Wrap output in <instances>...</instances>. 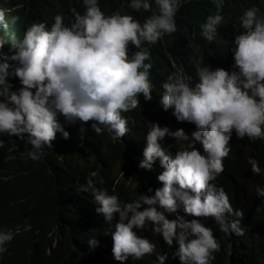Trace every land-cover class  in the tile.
I'll use <instances>...</instances> for the list:
<instances>
[{
  "label": "clouds",
  "instance_id": "clouds-1",
  "mask_svg": "<svg viewBox=\"0 0 264 264\" xmlns=\"http://www.w3.org/2000/svg\"><path fill=\"white\" fill-rule=\"evenodd\" d=\"M187 2L124 0L121 7L151 12L141 23L82 0V14H57L50 27L33 22L19 38L10 27L20 17L0 3V149L37 161L69 137L71 124L83 139L111 134L121 152L64 166L85 202L66 190L71 207L61 224L113 263L236 264L221 238L242 236L240 220L248 225L227 189L244 185L264 212V13L244 9L242 31L221 48L214 43L224 0H212L216 11L199 26L206 44L183 38L162 60L153 45L177 31ZM145 103L163 117L146 119L138 144L125 138ZM9 172L1 156L0 186ZM25 208L0 200V264H60L51 250L44 259L36 250ZM85 221L96 227L86 232Z\"/></svg>",
  "mask_w": 264,
  "mask_h": 264
},
{
  "label": "trees",
  "instance_id": "trees-1",
  "mask_svg": "<svg viewBox=\"0 0 264 264\" xmlns=\"http://www.w3.org/2000/svg\"><path fill=\"white\" fill-rule=\"evenodd\" d=\"M122 2L124 0H99V5L106 15H111L112 12L119 10L121 14L132 15L141 23L151 14L150 11H133L126 4L121 7ZM0 3L7 7L14 6L10 16L18 15L20 17V20L10 27V33L15 32L17 38L21 37L27 26L33 22L42 21L50 27L53 23L52 18L57 14H62L70 19L76 12L82 14L84 11L82 0H0ZM254 5L264 13V0H224L221 8L224 19L218 27L220 36L214 44L221 48L229 45L235 30L242 31L239 24L240 15L244 9ZM215 11L216 8L212 0H188L176 14L177 31L165 35L154 44V51L159 52L162 60H168L170 54L175 53L183 38L188 42L206 44L200 39L199 26L205 22L208 15L214 14ZM24 18L25 20H23ZM65 22L67 23V19ZM10 33H3L7 41H10ZM171 37L173 38L169 40ZM181 51L186 54L188 49L182 48ZM192 55L194 54L191 53V60H194ZM212 64L218 65V62L213 61ZM169 75V71L165 72V78ZM162 80L158 79L156 83L159 85ZM150 115L162 118V109H159L155 103L143 104L131 116L133 129H130L125 139H134L140 144L139 140L146 126V119ZM156 122L160 124L161 121L157 120ZM75 127L74 124L70 125L69 137L65 141L59 140L60 144H55V147L45 155L43 160L33 161L26 156H21L20 152L24 150L5 152L0 149L3 167L10 171L7 173L8 179L2 183L3 186H0V200L1 203L9 206L19 201L29 207V210L25 208V215L31 218L33 229L36 232L35 247L43 259L48 250H51L53 256L51 261L56 262L54 259H57L60 264H117L101 256L99 252L88 251L87 243L79 235L67 232L64 225L61 224V220L68 215L71 207L65 198L66 190L72 191L78 198V202H85L79 196L75 184L72 183L74 176L67 175L63 170L64 166L76 168L77 164H73L69 160H77L83 155H104L112 147L114 153L121 152L120 145L115 143L116 140L112 139L111 134L92 141L80 138L78 134H75L73 131ZM108 159L111 164H114L113 154H110ZM39 170H41V176ZM82 170L80 171L84 175L88 169L84 167ZM69 182L74 185H69ZM61 185H64L62 191L59 188ZM240 186L244 185L227 189L228 197L235 204L241 206L243 209L241 212L248 226L245 228L243 221L240 220L244 234L237 238L222 237L221 241L228 244L236 264H264V212L254 204L247 192L240 191ZM69 196L73 197V195ZM236 210H238L237 207ZM95 227L96 223L85 221L83 228L88 232L90 228ZM82 234H84L83 231Z\"/></svg>",
  "mask_w": 264,
  "mask_h": 264
},
{
  "label": "bare ground",
  "instance_id": "bare-ground-1",
  "mask_svg": "<svg viewBox=\"0 0 264 264\" xmlns=\"http://www.w3.org/2000/svg\"><path fill=\"white\" fill-rule=\"evenodd\" d=\"M206 5H207V4H206ZM202 6H203V5H202ZM214 6H215V5H214ZM202 8H203V7H202ZM207 10H208V9H207ZM188 33H189V32H188ZM189 66H190V65L187 66L188 68H187L186 70L189 69ZM66 162H67V160H66ZM7 164H8V162H7ZM8 170H9V169H8ZM40 171H41V170H39V174L41 173ZM20 172H21V171H20ZM17 174H18V173H17ZM11 175H12V174H11ZM18 175H19V174H18ZM12 176H14V175H12ZM40 176H41V174H40ZM20 177H21V176H20ZM11 178H12V177H11ZM11 178H10V179H11ZM15 178H16V177H15ZM12 179H13V178H12ZM13 181H14V180H13ZM7 183H9V182H7ZM10 183H11V182H10ZM55 183H56V182H55ZM57 184H58V183H57ZM56 190H57V189H56ZM16 242H18L19 244H21V243H23V240L20 239V238L18 237V238L16 239Z\"/></svg>",
  "mask_w": 264,
  "mask_h": 264
}]
</instances>
